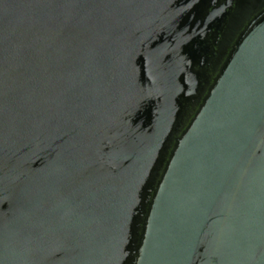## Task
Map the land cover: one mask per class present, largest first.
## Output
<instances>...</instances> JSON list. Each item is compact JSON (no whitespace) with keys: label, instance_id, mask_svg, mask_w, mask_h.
Masks as SVG:
<instances>
[{"label":"water","instance_id":"water-1","mask_svg":"<svg viewBox=\"0 0 264 264\" xmlns=\"http://www.w3.org/2000/svg\"><path fill=\"white\" fill-rule=\"evenodd\" d=\"M0 264H264V0H0Z\"/></svg>","mask_w":264,"mask_h":264}]
</instances>
